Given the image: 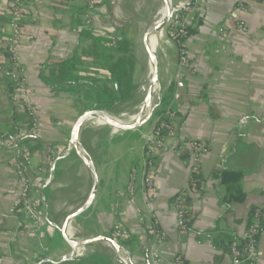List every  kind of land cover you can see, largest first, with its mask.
Wrapping results in <instances>:
<instances>
[{"label": "crops", "instance_id": "1", "mask_svg": "<svg viewBox=\"0 0 264 264\" xmlns=\"http://www.w3.org/2000/svg\"><path fill=\"white\" fill-rule=\"evenodd\" d=\"M7 1L0 0V264H36L47 253L53 259L66 254L54 225L60 226L84 202L91 185L90 172L74 153L70 155L75 159L69 155L56 163L52 173L49 169L67 146L69 127L83 109L78 102L92 97L93 89L85 84L52 87L44 80L52 81L50 75L57 74L58 66L42 65L48 59L66 60L75 53L87 62L102 48V28H121V19L133 15L134 19L124 26L127 36V28L136 21L146 25L161 1L153 0L155 8L148 17L137 14L135 18V8L128 7L125 0H27L29 13L14 50L17 71H13L25 78V100L36 121L34 137L27 141H16L9 135L14 122L23 115L16 108L14 121L8 92L10 80L3 71L7 65L2 63V49L9 33L4 10ZM238 1L172 0L175 5L184 4L191 9L188 25L194 33L181 44L186 65L179 66L178 52L169 42L156 51L157 81L162 92L172 88L171 105L178 116L172 120V134L165 137L169 150L159 151L153 164L155 195L149 200L142 190V136L156 117L132 132L112 134L109 140L111 133L96 132L93 149L85 146L82 130V142L97 168L99 187L90 209L73 223L74 237L111 236L115 226L121 225L128 241L126 246L121 245L123 253L134 264H229V255L224 247H219L221 244L217 245L218 241L241 234L251 209L264 208V0L249 1L246 10L237 7ZM73 4L87 6L75 23ZM221 27L228 35H221ZM158 34L159 29L155 40ZM144 57L134 67L135 101L141 91L144 96ZM99 72L101 76L97 77L109 84L107 72ZM137 90L139 94L135 95ZM92 106L95 107L94 102ZM191 141H201L209 148L197 162L184 160L175 152ZM103 148L109 154L105 155L108 152ZM94 150L97 152L93 157ZM195 165L203 182L201 191L188 195L191 222L189 230L182 231L177 226L173 198L187 187ZM223 170L241 172L243 201L222 202L225 186L213 174ZM48 175L51 180L44 190V200L53 225L46 231L40 184ZM22 181L39 204L34 214L23 205L11 211L22 190ZM131 186L136 187L132 195ZM149 221L163 233V242L155 248L160 262L150 257ZM89 247H94L95 253L58 264H121L106 244L97 242ZM176 257L181 258V263L176 262ZM254 264H264V229L258 238Z\"/></svg>", "mask_w": 264, "mask_h": 264}, {"label": "built area", "instance_id": "2", "mask_svg": "<svg viewBox=\"0 0 264 264\" xmlns=\"http://www.w3.org/2000/svg\"><path fill=\"white\" fill-rule=\"evenodd\" d=\"M252 0H240L237 2V7L241 10L247 9V3ZM177 7L179 6H185L184 4L175 5ZM5 13L7 15V22L8 26L10 28L9 33L5 36L4 39V45L7 47V50L12 54V59L15 65V55L14 50L19 42L20 36L23 32V26L24 21L27 18V15L29 13L28 10V1L27 0H8L7 4L5 6ZM185 12L181 13V10H178L174 12L170 19L168 24V31H167V39L165 42H169L172 47H174L178 52V62L179 66H183L187 64V58L184 53V50L182 49V42L184 39H186L189 36L188 29V13L191 12V9L185 6ZM87 27V26H86ZM219 32L221 35H228L225 28L221 27L219 29ZM99 34L102 37V42L106 47H113L115 45V42L117 40V35L114 33V30H108V29H101L99 31ZM164 42V43H165ZM9 60L7 58L3 59L2 63H7ZM26 96V87H25V78L24 76L20 75V81L18 83V87L15 89L14 94L12 96L13 102L15 104L18 103V113L25 114L26 120H28L27 125L21 128V134L25 136H33L35 133L36 128V121L35 117L32 113L31 107L28 104V102L25 100ZM168 114V118L171 117V112L168 110L166 112ZM26 127V128H25ZM163 127L165 129V134L161 135L159 134V129ZM173 131V122L172 120L170 122L163 121L160 117H156L153 121V124L150 128V130L142 136L143 138V163H142V190L144 191L145 196L151 200L153 196L155 195V172H154V162L158 156L159 151H167L169 148L165 144V137L169 134H172ZM113 137L112 134L108 135V140ZM208 146L201 142V141H191L187 145V147H182L179 149H176L175 152L178 155H181L184 151H188L189 158L194 160V162H197L200 158V156L208 151ZM26 161V160H25ZM18 171L21 172V167L17 164L16 165ZM197 166L191 168V173L197 171ZM43 179L41 181V185L44 183ZM22 190L19 192V195L17 197V200L15 202L14 207L11 209L13 212L18 208L19 205H23L25 210L30 213L34 214L36 210L39 208V204L37 201L33 200V198L29 195V186L27 183L22 181ZM134 186H131L129 188L130 194L135 193ZM197 190L195 188L189 189V185L181 191H179L173 198V205L176 210V220H177V226L182 231L189 230V226L187 225L188 217L186 215L187 206L185 204L187 196L191 192H196ZM134 201V197L130 198V202ZM139 213V210L136 211ZM142 219L147 220L148 219L144 216H142ZM264 225V208H257L254 210L250 222L247 224L244 231L239 234L235 235L232 234V242L230 244V250H229V264H254L256 261V257L258 254V238L263 230ZM147 232L149 236L152 239L151 244V251H150V257L155 262H160V257L155 249L157 245L161 244L163 242V233L161 230H159L156 225L149 221V224L147 226ZM111 237L115 240H120L127 237V232L121 225L115 226L113 229V232L111 234ZM77 239H82L85 237H79L75 236ZM242 242V246L238 247V243ZM94 247H89V245L82 247L76 251L78 253L77 258L83 259L87 256L91 255L92 253H95ZM126 254V253H125ZM126 257L129 256L126 254ZM54 258V257H52ZM76 258V259H77ZM117 260L118 258L115 257ZM177 263H181V258L176 257L175 258Z\"/></svg>", "mask_w": 264, "mask_h": 264}, {"label": "trees", "instance_id": "3", "mask_svg": "<svg viewBox=\"0 0 264 264\" xmlns=\"http://www.w3.org/2000/svg\"><path fill=\"white\" fill-rule=\"evenodd\" d=\"M90 1L86 3L89 5ZM95 5V4H94ZM87 6L72 5L73 9V20L74 23L78 20V15L86 10ZM186 10L181 9V13H184ZM189 35L194 33V28L191 26L187 27ZM125 28H117L114 30V33L117 35V40L113 47H106L101 43L102 48L95 52L93 56L85 61V58L82 55L77 53L74 56L67 58L66 60H53L48 59L43 63V67L47 65H57L58 70L57 74L54 75L51 73L50 80H44V82L52 87H61L65 86H78V85H88L93 89L92 101L95 104L96 108L105 109L107 111L114 110L116 105L122 104L128 101L132 96L136 88L133 79L134 67L137 64L136 59L130 54L129 46L131 42L126 38ZM4 58H7L9 61L6 63L7 67L3 70L7 73V76L10 81H8V92H9V101L13 110V119L16 120V105L13 102V94L15 89L18 87L20 81V74H14V62L12 59V54L7 50L6 46H3L2 49ZM1 68V66H0ZM104 70L109 75L110 82L107 84L104 81L99 71ZM82 74H78V73ZM42 77V76H41ZM98 81L100 84H98ZM171 93L172 88H169L168 91L162 92L160 105L154 115V117H160L165 122H170L176 116L178 112L171 105ZM171 112V117L168 118L167 111ZM26 113L22 114L25 118ZM20 125L18 122H14L13 132L10 135V138L16 139V141H27L32 139L34 136H25L20 132ZM159 134L164 135L165 129L161 127L159 129ZM181 158L184 160L189 159L188 151H184L181 154ZM215 177L219 178L222 185L225 186V195L222 197V202L226 204L241 202L244 200L245 195L242 192L240 181H241V172L232 171V170H223L218 173L213 174ZM203 179L199 173V170L192 172L189 175L188 185L189 189L195 188L197 191H201ZM189 196H187L185 204L187 206V201ZM21 206V205H19ZM18 206V207H19ZM257 208H252L249 212V222L251 216ZM186 215L189 218V212L186 211ZM191 220H187V225H190ZM248 222V223H249ZM264 229V225H263ZM218 241V240H217ZM220 242V243H219ZM232 242V237L225 236L224 239L220 238L218 241L219 247H224L225 251L229 253L230 244ZM119 243L123 246H126L128 241L125 238L120 239ZM242 246V242L238 243V247Z\"/></svg>", "mask_w": 264, "mask_h": 264}, {"label": "water", "instance_id": "4", "mask_svg": "<svg viewBox=\"0 0 264 264\" xmlns=\"http://www.w3.org/2000/svg\"><path fill=\"white\" fill-rule=\"evenodd\" d=\"M160 1L161 3L158 9L159 34L155 40V44L151 43L146 47L144 51L145 57H144V65H143L144 81L145 83H147L149 88L154 92L155 102L151 105V107H147L146 98H144L142 102V108L136 113V115H134L132 120L127 123H122L118 120H114L113 118H111L109 111L96 107L87 108L79 112L74 117L68 131L67 146L65 150L52 162L49 172L52 173L58 161L64 160L71 153H74L77 156L78 160H80V162L90 172L91 185L84 202L73 212L69 213L65 217V219L63 220L60 226L54 225V228L57 230L59 234V239L62 242V246L67 251L66 254L59 259H53L52 255L47 253L46 256L42 258L40 261H38L36 264H44V263L58 264V263L69 262L77 258L78 253L74 249L75 245H81L82 247H85L87 245H90L94 241H100V240L105 241L109 245V247L115 251L118 261L121 264H134L129 257H128L129 261L123 258L122 254L124 250L121 244L111 236L93 234L90 236H86L85 238L82 239L75 238L74 241L71 240L69 237L73 235L72 232H70L73 223L76 221L77 218H79L82 214H84L87 210L90 209L93 201L96 198V194L99 187V178H98L95 162L93 161V158L90 155V153L85 148L81 138L82 125L84 121L86 119H92L95 122H97L98 125L101 126L107 132L114 135H122L137 130L142 126H144L152 117H154L160 105L162 90L160 84L157 82L156 76L152 71L151 64L157 49L167 39L168 24L171 15L174 12L185 8V6H179V7L175 6L172 0H160ZM50 180H51L50 175H48L44 180L40 195V203L43 210L46 213L45 223H44L46 231L49 228V226L53 225L49 220L47 209L45 206V200H44V190L49 185ZM28 196H31V194L29 193Z\"/></svg>", "mask_w": 264, "mask_h": 264}, {"label": "rangeland", "instance_id": "5", "mask_svg": "<svg viewBox=\"0 0 264 264\" xmlns=\"http://www.w3.org/2000/svg\"><path fill=\"white\" fill-rule=\"evenodd\" d=\"M125 2L128 5V7H131L133 10L135 8V10L133 11V14H135V16H136L135 18H137V14H139L142 17H145L146 18V17H148L150 15V13L155 8V6L153 5V0H125ZM157 7L158 6H156V8ZM130 19H134V16L131 15V17L130 16H126L125 18L123 17V19H121V22H119V23H120V25L122 27H124L126 25V23ZM7 20H8V18H7ZM134 22H132V23H134ZM144 28H145V23L144 22H141L140 23L139 21H136L134 24H132V26H130V27L127 28L128 31H127L126 38L131 42V45L129 46V52H130V54H132V56L136 59V61L138 63L141 62L140 60L143 59V55H144V49L142 47L143 45L141 44V40H140L141 39V35L140 34L144 32ZM108 30L110 31L111 28H108ZM9 31H10V28H9ZM91 56H93V55H91ZM13 68H14L13 70L17 71L15 69L16 68L15 66ZM139 73L137 74V76L139 75ZM98 84L101 85V83H99V81H98ZM142 84L146 88L147 83L142 82ZM138 94H139V91L137 90L135 95H138ZM87 97L85 98V100H81V101L78 102V103H80L79 105L83 108L82 111L85 110V109H87V108H92L93 107L92 106L93 105V102L91 100L92 97L91 96H87ZM134 97H132V99L129 100V101H127V102H124L122 104L116 105L115 108H114V110L109 111V113L110 114L117 115V116H122L123 115L125 117L126 116H131L133 114L135 115L138 112L139 106H140V104H141V102L143 100V97H144L143 96V91H141V93L138 95V97L136 98V101H135ZM153 102H155V96L153 98ZM15 105L18 107V103L15 104ZM85 107H87V108H85ZM17 122H19V125L21 126L20 127V130L24 126H26V127L29 126V125H27L28 120H26V118H22L21 119L19 117V118H17ZM83 130L84 131H83L82 134L85 136V141H84L85 146L88 149H90V148L93 149L95 147L94 138L97 137V136H93V134H95L96 132L102 131L104 129L101 126H99L97 123H95L94 120H90V121H88L85 124ZM104 133H105V131H104ZM104 133H102V134H104ZM99 150L101 152V149L100 148H99ZM102 150H106V149L103 148ZM94 152L95 153L93 154V157H94V155L96 154L97 151L94 150ZM106 152H108V151L106 150L105 153ZM107 154H109V152L106 153L105 155H107ZM70 156L73 159H75V156L73 154L70 155ZM108 160H110V159H108Z\"/></svg>", "mask_w": 264, "mask_h": 264}, {"label": "bare ground", "instance_id": "6", "mask_svg": "<svg viewBox=\"0 0 264 264\" xmlns=\"http://www.w3.org/2000/svg\"><path fill=\"white\" fill-rule=\"evenodd\" d=\"M159 29V13H158V10H156L153 14L150 15L149 18H147L146 20V25H145V29H144V32L142 34V44H143V47H144V51L146 49V47L149 45V44H155V35H156V32L157 30ZM151 68H152V71L154 73V75L156 76L157 78V53H155L154 57H153V61H152V64H151ZM158 82V81H157ZM155 94L154 92L149 88L148 85H146V88L144 90V98H146V106L147 107H151V105L154 103L153 102V98H154ZM143 98V100H144ZM142 100V102H143ZM142 102L139 106V110L142 108ZM138 110V111H139ZM136 115V114H135ZM111 118H113L114 120H118L122 123H127L129 121L132 120V118L134 117V114L131 115V116H117V115H114V114H110ZM92 119H86L82 125V130L85 126V124L90 121ZM95 122V121H94ZM97 123V122H95ZM98 124V123H97ZM75 229V228H74ZM72 231V230H71ZM70 231V232H71ZM74 231V230H73ZM72 231V232H73ZM71 240H75V237L72 235L71 237H69ZM97 242H102L104 244H106L107 246H109L105 241H94L93 243L91 244H94V243H97ZM90 244V245H91ZM76 247H81V245H75L74 248ZM123 258L127 261L128 258L126 257V254L123 253Z\"/></svg>", "mask_w": 264, "mask_h": 264}]
</instances>
